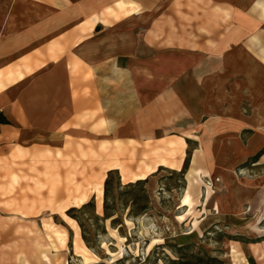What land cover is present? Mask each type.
Wrapping results in <instances>:
<instances>
[{"label": "crops", "instance_id": "1", "mask_svg": "<svg viewBox=\"0 0 264 264\" xmlns=\"http://www.w3.org/2000/svg\"><path fill=\"white\" fill-rule=\"evenodd\" d=\"M262 92L264 0H0V145L115 131L173 168L178 126L264 125Z\"/></svg>", "mask_w": 264, "mask_h": 264}, {"label": "rangeland", "instance_id": "2", "mask_svg": "<svg viewBox=\"0 0 264 264\" xmlns=\"http://www.w3.org/2000/svg\"><path fill=\"white\" fill-rule=\"evenodd\" d=\"M178 127L173 168L165 140L115 131L0 145V264H264V125Z\"/></svg>", "mask_w": 264, "mask_h": 264}, {"label": "bare ground", "instance_id": "3", "mask_svg": "<svg viewBox=\"0 0 264 264\" xmlns=\"http://www.w3.org/2000/svg\"><path fill=\"white\" fill-rule=\"evenodd\" d=\"M188 199H189V196H188V194L186 193V194H184V195L181 197V199H180V203L185 204V203L188 202Z\"/></svg>", "mask_w": 264, "mask_h": 264}, {"label": "trees", "instance_id": "4", "mask_svg": "<svg viewBox=\"0 0 264 264\" xmlns=\"http://www.w3.org/2000/svg\"><path fill=\"white\" fill-rule=\"evenodd\" d=\"M142 181H143V180H138V181L136 182V184H139V185H140V184H142Z\"/></svg>", "mask_w": 264, "mask_h": 264}]
</instances>
